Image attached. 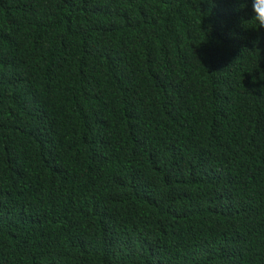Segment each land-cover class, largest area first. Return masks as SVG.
<instances>
[{"label": "trees", "instance_id": "1", "mask_svg": "<svg viewBox=\"0 0 264 264\" xmlns=\"http://www.w3.org/2000/svg\"><path fill=\"white\" fill-rule=\"evenodd\" d=\"M251 0H0V264H264V28Z\"/></svg>", "mask_w": 264, "mask_h": 264}, {"label": "clouds", "instance_id": "2", "mask_svg": "<svg viewBox=\"0 0 264 264\" xmlns=\"http://www.w3.org/2000/svg\"><path fill=\"white\" fill-rule=\"evenodd\" d=\"M253 17L259 28H264V0H251Z\"/></svg>", "mask_w": 264, "mask_h": 264}]
</instances>
